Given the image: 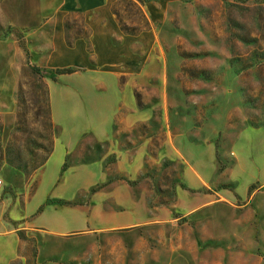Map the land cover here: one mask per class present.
Here are the masks:
<instances>
[{
  "label": "rangeland",
  "instance_id": "rangeland-1",
  "mask_svg": "<svg viewBox=\"0 0 264 264\" xmlns=\"http://www.w3.org/2000/svg\"><path fill=\"white\" fill-rule=\"evenodd\" d=\"M112 11L123 33L152 36L132 47L137 71L122 72L120 88L92 90L102 95L93 98V113L112 109L120 92L127 103L113 108L110 128L133 130L143 145L139 176H116L110 188L123 194L130 186L151 206L170 208L172 218L85 239L20 231V256L10 264H264V177L252 170L261 161L260 135L250 133L264 123V0H114ZM66 27L69 41L88 36L79 14ZM20 61L11 104L0 101V199L10 207L35 192L61 130L82 131L72 120L60 128L50 114L48 83L64 68L32 58L25 41ZM129 80L127 96L122 86ZM124 113L137 117L123 120ZM88 139L79 137L84 146ZM198 162L206 181L200 190L192 183ZM190 193L205 196L193 215L175 207Z\"/></svg>",
  "mask_w": 264,
  "mask_h": 264
},
{
  "label": "crops",
  "instance_id": "crops-1",
  "mask_svg": "<svg viewBox=\"0 0 264 264\" xmlns=\"http://www.w3.org/2000/svg\"><path fill=\"white\" fill-rule=\"evenodd\" d=\"M113 1L0 0L1 104H11L15 74L20 72L19 62L24 58L25 41L32 58L44 59V63L53 68L72 69L69 73L58 74L48 83L49 109L53 122L60 128L69 120L82 125V131L61 130L42 166L36 190L25 202L20 203L17 198V203L10 207L4 204V198L0 199V264H10L20 256V231L34 232L51 240L74 236L85 239L108 232L151 228L155 221L172 218L170 208L151 206L130 186L123 194L110 188L114 183L112 178L116 176L128 179L139 176L137 166L143 145L131 138L133 130L110 128L118 115L113 108L127 103L120 102V92L112 109L106 113H93V98L99 100L102 95L100 92L94 94L92 90L120 88L119 75L137 71L135 63L139 58L134 56V44L139 45L152 36L149 32L123 33L112 11ZM72 14L82 16L88 36H76L70 44L66 25ZM102 75L107 79L100 80ZM133 86V80L122 86L127 96ZM82 90L88 92L83 95ZM98 104L95 102L96 106ZM132 105L133 101L128 106ZM64 111L68 112L65 117ZM136 117L134 114L122 115L123 120ZM93 121H104L107 127L94 128ZM116 133L117 139L114 138ZM250 133L260 135L261 161L252 166V170L260 171L264 177V123L259 129H251ZM84 134L89 138L85 146L79 141ZM113 165H122L128 171L112 174L108 169ZM200 169H203L202 162L197 163L192 176L196 190L206 183ZM82 172L86 174L82 175ZM124 182L128 183L127 180ZM102 184H105L103 188L91 191ZM118 197H122L123 205L118 204L121 201ZM11 201L13 203L15 199ZM204 202L205 196L190 193L186 198L178 197L175 207L179 212L186 210L188 215H193L202 209ZM250 206H253L252 200ZM262 211L264 213V207Z\"/></svg>",
  "mask_w": 264,
  "mask_h": 264
},
{
  "label": "trees",
  "instance_id": "trees-1",
  "mask_svg": "<svg viewBox=\"0 0 264 264\" xmlns=\"http://www.w3.org/2000/svg\"><path fill=\"white\" fill-rule=\"evenodd\" d=\"M67 41H68V43H72V41H69V38H67ZM72 71V69H70V68H64V69H61L60 71H59V74H61V73H69V72H71ZM52 150V149H51ZM51 153V151L48 153V155H47V157L49 156V154ZM47 157H46V159H47ZM46 159L44 160V162L46 161ZM44 162L42 163V165L44 164Z\"/></svg>",
  "mask_w": 264,
  "mask_h": 264
},
{
  "label": "built area",
  "instance_id": "built-area-1",
  "mask_svg": "<svg viewBox=\"0 0 264 264\" xmlns=\"http://www.w3.org/2000/svg\"><path fill=\"white\" fill-rule=\"evenodd\" d=\"M2 183V179H1V177H0V184Z\"/></svg>",
  "mask_w": 264,
  "mask_h": 264
}]
</instances>
